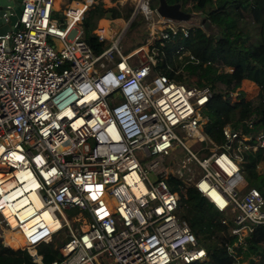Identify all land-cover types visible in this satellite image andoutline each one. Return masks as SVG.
Listing matches in <instances>:
<instances>
[{
  "label": "built area",
  "instance_id": "obj_1",
  "mask_svg": "<svg viewBox=\"0 0 264 264\" xmlns=\"http://www.w3.org/2000/svg\"><path fill=\"white\" fill-rule=\"evenodd\" d=\"M135 1L130 19L156 17L160 46L189 36L186 22L160 17L151 0ZM103 2L76 1L80 8L68 5L60 15L55 0H21L19 27L0 35V240L7 247L4 231L19 233L17 251L32 264H43L38 248L55 240L60 259L51 264L203 263L206 251L179 217L181 197L194 188L237 237L264 227V196L240 168L243 151L264 149V133L252 139L226 125L224 145H216L202 134L211 85L169 80L153 57L132 61L118 40L96 33L98 24L92 33L107 45L94 55L81 22ZM110 53L113 64L94 68ZM256 122L251 116L244 125L253 131ZM190 139L211 147L193 151ZM178 149L180 162L163 165ZM138 153L158 159L143 165ZM227 250L230 264H244Z\"/></svg>",
  "mask_w": 264,
  "mask_h": 264
},
{
  "label": "trees",
  "instance_id": "obj_2",
  "mask_svg": "<svg viewBox=\"0 0 264 264\" xmlns=\"http://www.w3.org/2000/svg\"><path fill=\"white\" fill-rule=\"evenodd\" d=\"M175 1L185 8L191 2L189 11L201 13L210 26L216 27L218 37L212 38L202 29L194 28L190 29L188 37H178L174 43H166L165 47H160L156 42V71L177 83L193 85L195 83L189 80L192 78L197 86H214L205 110L207 122L204 132L216 145H224L221 130L226 125L241 129L252 139L258 133H264V0H166L168 4ZM154 2L158 5V0H151L150 6ZM108 13L111 20L121 16L127 20L131 9L125 8L121 15L117 7L104 9L103 4H99L84 13L82 37L94 55H99L107 45L106 41H99L92 32L98 21ZM103 21L110 23L105 19ZM212 43L220 46V49L209 52ZM178 48H183L198 61L192 63L188 56L182 59V62H187L183 70L187 75L181 71L182 62L176 58L175 51ZM245 80L254 83L259 91L254 99L248 102L243 100V104L237 106L231 102L229 92L238 90ZM251 116L257 118L253 131L247 130L244 125V121ZM241 155L240 168L244 180L253 188L262 183L261 189H256L264 196V149L243 151ZM259 166L262 167L261 173L257 172ZM168 183L172 191H177V179L171 177ZM179 217L188 223L198 245L206 251V261L194 264L232 263L233 258L227 247H232L241 256L240 262L264 264L263 226L256 227L244 237L245 246L235 247L238 237L231 232L232 222L222 224V214L191 187L186 189L185 197H181ZM8 244L15 249L23 246L21 240L16 244ZM38 253L43 256V264L60 259L52 244L40 246ZM251 257L255 262L251 261ZM0 264L32 263L25 251L5 247L0 240Z\"/></svg>",
  "mask_w": 264,
  "mask_h": 264
},
{
  "label": "rangeland",
  "instance_id": "obj_3",
  "mask_svg": "<svg viewBox=\"0 0 264 264\" xmlns=\"http://www.w3.org/2000/svg\"><path fill=\"white\" fill-rule=\"evenodd\" d=\"M76 1L80 2L81 0H60V3L58 4L59 14L62 15V13L66 10V7L68 5H71L72 3H76ZM118 1L119 0H104V2L102 4H103V6H105L104 9H108V8H110V7H108L109 2H110V4L112 5L111 8L117 7V10L120 12L121 15L124 14L125 8H130L131 9L130 17H131L132 11L134 8V3L136 1L135 0H128L126 3H123V4H120ZM191 4L192 3L190 2L187 5V8L181 7V9L183 11L185 10L186 13L192 14V18L188 22L185 23V26L188 28H191V29L200 28L208 36H211L212 38L218 37L217 36L218 31H217L216 27L210 26L208 30H205L203 28V25L201 23L203 17L201 16L202 15L201 13H194V12L189 11ZM151 7L152 8L157 7V2L152 3ZM245 16L247 17L248 15H245ZM130 17L127 20L123 16H121V18L114 19V20L103 18V19H101L102 21L100 20L97 24L105 25L108 28V30L110 31V33L111 32L113 33V36L111 39H112V41L118 40V50L120 53L125 55L127 52L130 51L128 54H134L133 57L131 58L132 61L138 60L140 58H142L143 60H147L149 57H153V59L156 62V56L158 54V50L155 48V43H156L157 34H158V30H159L158 24L155 23L157 18L153 17L154 22H149V21L142 19L140 16H138L137 18L132 19V20L130 19ZM104 19L110 20L111 22L108 24L105 21H103ZM111 39H106V41L110 43ZM138 45H142L139 47V48H141V50L138 51L139 48L137 50L133 49ZM165 46H166V44H164L163 46H160V47H165ZM211 48L212 49L209 52L219 50L220 46L216 45L215 43H212ZM179 50L180 49L178 48L175 51V54H176L177 60L182 62V59L184 57H186L187 53L185 52L182 54V53H180ZM176 52H178V54ZM115 55H117V54H115ZM207 56H210V54H207ZM116 59H117V56L115 57V60ZM186 63L187 62H185V63L182 62V65L180 67V69L184 73V75L185 74L187 75V72L185 73L183 71L184 67H186ZM189 80L191 82L195 83L193 85H197L196 81L194 79L190 78ZM210 85L212 88H214V86L212 84H210ZM253 85L254 84H252V85L243 84L242 88H240L237 92L230 95L231 102L233 104H236L237 106H240L241 104H243L242 101L244 99H246L247 102L254 99L256 97V96H254V95H256L255 92H257L258 88L253 86ZM206 122L207 121L204 120L203 123L206 124ZM176 134L179 137H181V135L179 133H176ZM202 134L204 135L205 132L203 131ZM186 143L193 151H196L200 146L201 147H203L205 145L210 146L209 143H208L209 145L206 143L199 144L196 142V140H192V139L186 141ZM208 153L206 151V152H203L201 155H205ZM230 153L232 154L231 151H230ZM137 157L143 165L148 164L150 162V160L158 159L156 157V158H149L147 160V159H144V157L140 153L137 154ZM181 158H182V151H181V149H178L171 156L162 159V163H163V165L178 164L180 162ZM190 169L192 170V173L194 175H196V176L199 175L200 172H199L198 168L196 167V165L191 164ZM257 172L261 173L262 167H260V166L257 167ZM150 177L154 182L156 181V179L159 178V177L154 176L153 173H150ZM261 187H262V183L261 184L259 183V184H257V186H255V188H257V189H261ZM4 233H5L4 239H5L6 244H8V243L16 244L19 242L20 239L14 232L4 231ZM244 237H245V234H242V235H240V237H238V242L235 244V247H238L241 245L245 246L243 243ZM56 242H57V240H55V242H53V244ZM234 254H236V256H237V252L235 250H234ZM251 259H253V257H251ZM252 262H255V260H252ZM243 263L249 264V261H245Z\"/></svg>",
  "mask_w": 264,
  "mask_h": 264
},
{
  "label": "water",
  "instance_id": "obj_4",
  "mask_svg": "<svg viewBox=\"0 0 264 264\" xmlns=\"http://www.w3.org/2000/svg\"><path fill=\"white\" fill-rule=\"evenodd\" d=\"M20 2L21 0H0V35L15 32L19 27L17 19L22 9ZM156 12L160 17L174 22H188L192 18V14L184 12L177 1L173 4H168L166 0H158ZM3 14L8 16V23L2 18ZM201 16L203 17L201 21L203 28L208 30L210 24L203 15ZM105 18L109 19L110 14H106ZM59 21L62 22V19H59Z\"/></svg>",
  "mask_w": 264,
  "mask_h": 264
},
{
  "label": "bare ground",
  "instance_id": "obj_5",
  "mask_svg": "<svg viewBox=\"0 0 264 264\" xmlns=\"http://www.w3.org/2000/svg\"><path fill=\"white\" fill-rule=\"evenodd\" d=\"M57 1H58V0H55V8H57L58 4L60 3V2L57 3ZM71 7H72L74 10L77 9V8H80V6H79L78 4H73ZM138 15H142V13L140 12V13H138ZM99 30H102V35H103L106 39H111V38H112L113 33H110V31L108 30V28H107L105 25L98 24V30L96 31V33L99 32ZM115 45H116V47H118V42L115 43ZM141 46H142V45H141ZM139 47H140V46H139ZM139 47H136V48H133V49L137 50ZM139 50H141V48H139L138 51H139ZM115 57H116L115 53H112V55H111V53H110L109 55H107V56L103 57L102 59H100V60L96 63V65H95L94 68H97V67H99L100 65H103V66H105V67L110 66L111 64L114 63V61H115ZM8 232H11V231H8ZM14 233L19 237V239L22 241V243H23V245H24V241H23L22 236H21L19 233H17V232H14ZM4 237H5V233H4ZM4 244H5L7 247H9V248H11V249H14V250H20V249L22 248V247H20V248H16V249H15V248H12L9 244H6L5 239H4Z\"/></svg>",
  "mask_w": 264,
  "mask_h": 264
},
{
  "label": "crops",
  "instance_id": "obj_6",
  "mask_svg": "<svg viewBox=\"0 0 264 264\" xmlns=\"http://www.w3.org/2000/svg\"><path fill=\"white\" fill-rule=\"evenodd\" d=\"M119 1H120V2L123 1V3H126L128 0H119ZM59 2H60V0L57 1V3H59ZM73 4H77V3H72L71 6H72ZM111 33H112V32H111ZM243 84L252 85V84H254V83L245 80V81H243V82L241 83V87H240V88H242V85H243ZM253 86L257 87L255 84H254ZM240 88H239V89H240ZM257 88H258V87H257ZM258 91H259V88H258L257 92H255L256 95H254V96H257ZM244 102H247V100L244 99ZM260 167H261V166H260Z\"/></svg>",
  "mask_w": 264,
  "mask_h": 264
}]
</instances>
